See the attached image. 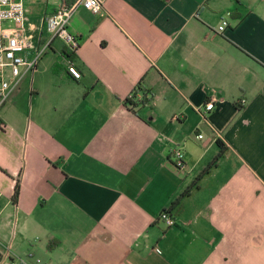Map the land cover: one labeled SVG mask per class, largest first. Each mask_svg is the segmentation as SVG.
Masks as SVG:
<instances>
[{
    "label": "crops",
    "instance_id": "0c3cea01",
    "mask_svg": "<svg viewBox=\"0 0 264 264\" xmlns=\"http://www.w3.org/2000/svg\"><path fill=\"white\" fill-rule=\"evenodd\" d=\"M58 2L24 0L36 45ZM69 29L0 105V264H264V0H103Z\"/></svg>",
    "mask_w": 264,
    "mask_h": 264
},
{
    "label": "built area",
    "instance_id": "2783aa9c",
    "mask_svg": "<svg viewBox=\"0 0 264 264\" xmlns=\"http://www.w3.org/2000/svg\"><path fill=\"white\" fill-rule=\"evenodd\" d=\"M79 6L99 14L103 11V0H60L54 11L43 15L42 20L49 35L46 41L36 45L34 34L31 31L33 23L28 21L24 0H0V105L18 87L21 80L33 70L36 61L46 50L52 38H61L67 51L74 52L77 49L81 38L69 29V22ZM224 25L225 21L218 28L222 29ZM30 48L33 49V54L27 56L24 52ZM66 68L73 77H80V70L70 57L66 59ZM147 96L138 93L135 86L127 97L132 98L135 102H142ZM215 99V91H212L210 98L203 105L201 111L203 117L214 107ZM197 136L201 137L202 133H197ZM170 154L174 167L177 170L185 169L186 161L182 145H173ZM159 218L166 225L175 223L174 217L168 209L161 210ZM36 260L38 261L39 258ZM5 264L30 263L26 257L15 255L8 258Z\"/></svg>",
    "mask_w": 264,
    "mask_h": 264
},
{
    "label": "trees",
    "instance_id": "16d2710c",
    "mask_svg": "<svg viewBox=\"0 0 264 264\" xmlns=\"http://www.w3.org/2000/svg\"><path fill=\"white\" fill-rule=\"evenodd\" d=\"M66 53H67L68 55H72V54H73V52H71V51H67ZM139 88H140L139 85H136V90L139 89ZM124 102H125V104H126L127 106H132V105H135V103H136L132 98H129V97H126V98L124 99ZM217 142L219 143V145H221V148H220V153H221V151H222V149H223V146H222L220 140H217ZM217 155H218V154H217ZM188 190H189V188L184 189L183 192L181 193V195H184L185 193H187ZM18 192H19V180H18V178H17V180H16V182H15V184H14L13 198H15V199L17 198V196H18Z\"/></svg>",
    "mask_w": 264,
    "mask_h": 264
}]
</instances>
